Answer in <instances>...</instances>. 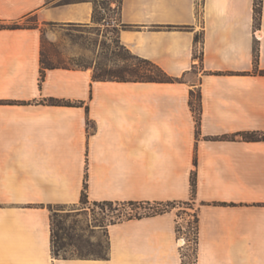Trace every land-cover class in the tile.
<instances>
[{
	"label": "crops",
	"instance_id": "crops-1",
	"mask_svg": "<svg viewBox=\"0 0 264 264\" xmlns=\"http://www.w3.org/2000/svg\"><path fill=\"white\" fill-rule=\"evenodd\" d=\"M94 8L0 0L3 23L38 24L0 30V264H183L174 211L111 225L108 259L54 257L51 209L85 183L91 202L195 204L197 264H264V140L245 138L264 135V0L259 25L255 0H123L120 42L180 80L55 68L40 87L42 27Z\"/></svg>",
	"mask_w": 264,
	"mask_h": 264
},
{
	"label": "rangeland",
	"instance_id": "rangeland-1",
	"mask_svg": "<svg viewBox=\"0 0 264 264\" xmlns=\"http://www.w3.org/2000/svg\"><path fill=\"white\" fill-rule=\"evenodd\" d=\"M68 1L74 0H49V3L62 4ZM92 2L94 6L97 5V21L93 20L92 24L50 23L42 27L44 59L53 66L89 69L94 73L102 69L116 70L127 64H137L138 61L133 60V54L119 40L118 0ZM36 22V18H31L21 23L34 25ZM194 205L188 202L177 204L174 208L159 207L160 210L166 208L167 212L174 211L178 215L179 241L184 240V246H181L183 264H197L199 232L197 228H192V222L197 226ZM156 209V206L150 205L138 210L118 205L111 208L90 201L85 205L59 206L51 210L57 231L60 228L67 230L76 244L84 247L87 252L97 254L106 250L107 232L114 217L121 215L124 220L130 216L144 217L153 215ZM87 242H91V246H87Z\"/></svg>",
	"mask_w": 264,
	"mask_h": 264
},
{
	"label": "trees",
	"instance_id": "trees-1",
	"mask_svg": "<svg viewBox=\"0 0 264 264\" xmlns=\"http://www.w3.org/2000/svg\"><path fill=\"white\" fill-rule=\"evenodd\" d=\"M49 2V0H47ZM73 2H92V0H74V1H68L65 3H73ZM123 0H118V6L119 9V15L121 13ZM262 3L263 0H255V24L259 25L261 22V16H262ZM94 15L93 20L97 21V5L94 6ZM37 23V22H36ZM38 28V24L34 25H26L22 24L21 22H15L12 24H6L0 21V30L9 29V30H16V29H33ZM200 38H198V41ZM133 60H137V64H127L123 67H119L116 70H108V69H102L99 72L96 71L93 75V78L95 81H119V82H156V83H170V82H176L180 79L174 78L167 74L160 66L153 63L150 60L140 58L138 56L133 55ZM258 61V50L255 51V62ZM42 71H41V78H40V87H42V83L45 78V72L48 69H55V68H66V67H58L53 66L47 63V61L44 59L43 51H42ZM194 96V95H193ZM200 102V95L198 96V103ZM50 105L55 106H71L73 103L69 101L64 100H57V99H50L47 101ZM12 104H22L20 102H13ZM245 138L253 141H263L264 135L259 133H252L247 134ZM192 187L195 189L196 187V178L195 176H192ZM90 202L87 194V186L85 183V188L83 190V194L81 197V204H88ZM97 205H104L113 207L115 205L121 206L123 208H131L132 210H138L141 209L143 206L150 205V206H156V211L153 215L144 216V217H151L160 215L163 213H166L167 210L165 209H159L160 206H167L174 208L177 204H186L183 202H168V203H151V202H125V203H114V202H94ZM195 220L198 223V216L197 214L194 215ZM144 217H125L126 220L131 219H141ZM123 216L117 215V217H114L111 220V225H114L118 222L123 221ZM64 234H63V233ZM107 247L104 252L100 253H94V252H87L84 247L81 245L76 244L73 237H70V233L65 230L61 229L56 230L55 223L52 216V248H53V255L56 258H63V259H71V258H80V259H108L109 258V234L107 232ZM91 246V242H87V246ZM71 248V250H69ZM64 252V253H63Z\"/></svg>",
	"mask_w": 264,
	"mask_h": 264
},
{
	"label": "bare ground",
	"instance_id": "bare-ground-1",
	"mask_svg": "<svg viewBox=\"0 0 264 264\" xmlns=\"http://www.w3.org/2000/svg\"><path fill=\"white\" fill-rule=\"evenodd\" d=\"M178 245L181 247V246H184V240H180L179 242H178Z\"/></svg>",
	"mask_w": 264,
	"mask_h": 264
},
{
	"label": "built area",
	"instance_id": "built-area-1",
	"mask_svg": "<svg viewBox=\"0 0 264 264\" xmlns=\"http://www.w3.org/2000/svg\"><path fill=\"white\" fill-rule=\"evenodd\" d=\"M192 223H193V224H192V228H193V229H196V228L198 229V227L194 224V222H192ZM182 228H184V227L182 226Z\"/></svg>",
	"mask_w": 264,
	"mask_h": 264
}]
</instances>
